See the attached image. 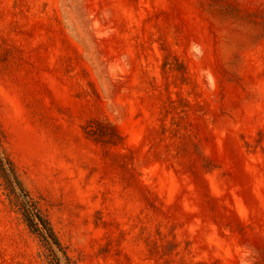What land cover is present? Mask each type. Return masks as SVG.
Masks as SVG:
<instances>
[{"label":"rangeland","instance_id":"374dc122","mask_svg":"<svg viewBox=\"0 0 264 264\" xmlns=\"http://www.w3.org/2000/svg\"><path fill=\"white\" fill-rule=\"evenodd\" d=\"M0 264H264V0H0Z\"/></svg>","mask_w":264,"mask_h":264},{"label":"trees","instance_id":"16d2710c","mask_svg":"<svg viewBox=\"0 0 264 264\" xmlns=\"http://www.w3.org/2000/svg\"><path fill=\"white\" fill-rule=\"evenodd\" d=\"M29 224H30L31 228H33V230H35V231H40V232H41V235H42L43 237H45V233L43 232L44 230L49 231V233L53 236V233L51 232V230L49 229V227H47V225H46L45 223H43V224H44V225H43V226H44V227H43L44 230H40V229H38V228H39L38 225L35 224V223H33L32 221H29Z\"/></svg>","mask_w":264,"mask_h":264}]
</instances>
